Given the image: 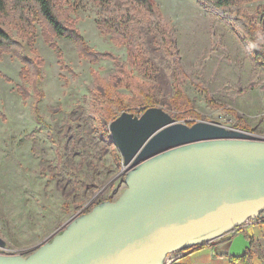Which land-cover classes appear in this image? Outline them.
<instances>
[{
    "label": "rangeland",
    "instance_id": "rangeland-1",
    "mask_svg": "<svg viewBox=\"0 0 264 264\" xmlns=\"http://www.w3.org/2000/svg\"><path fill=\"white\" fill-rule=\"evenodd\" d=\"M156 1L170 29L169 39L146 8H128L129 26L148 56L146 71L129 62L126 45L99 27L100 19L115 17L108 5L59 0V6L62 13L69 9L91 46L111 51L125 65L129 83L117 89L130 103L124 111L136 115L145 111L138 87L145 83L155 98L152 106L177 118L172 99L180 85L200 116L178 120L217 121L264 140V61L253 54L255 47L264 49V0H240L261 31L260 45L200 0ZM35 18L32 44L12 30L23 56L42 61L39 92L31 80L21 78L20 59L11 52L0 59V235L6 241L0 253L23 256L100 202L117 200L127 188L129 169L112 138L110 122L94 105L95 93L101 90L94 73L118 82L119 63L105 58L90 61L65 36L56 35L52 46L44 38V23ZM20 84L31 89L29 98L18 92ZM36 105L43 122L37 120ZM250 220L248 225L264 222V211ZM260 248L253 240L254 253Z\"/></svg>",
    "mask_w": 264,
    "mask_h": 264
},
{
    "label": "water",
    "instance_id": "water-1",
    "mask_svg": "<svg viewBox=\"0 0 264 264\" xmlns=\"http://www.w3.org/2000/svg\"><path fill=\"white\" fill-rule=\"evenodd\" d=\"M109 128L129 167L124 192L28 256L0 253V264H165L171 252L228 234L232 256L252 248L242 228L264 211V140L217 121L190 124L161 106L123 111Z\"/></svg>",
    "mask_w": 264,
    "mask_h": 264
},
{
    "label": "trees",
    "instance_id": "trees-1",
    "mask_svg": "<svg viewBox=\"0 0 264 264\" xmlns=\"http://www.w3.org/2000/svg\"><path fill=\"white\" fill-rule=\"evenodd\" d=\"M100 3L108 5L114 12L113 19L102 18L98 21L99 27L121 44L127 46L128 60L131 64L145 71L150 68L145 50L141 47L140 41L135 36L129 26L128 13L129 6H141L146 8L154 17L158 18V23L166 38L169 39L170 29L162 18V12L156 0H97ZM120 1L121 3H118ZM209 9L217 11L227 22L244 35L252 39L253 43L261 44V31L250 16L246 15L240 0H200ZM35 16L44 23V38L52 46H55L54 37L56 35L65 36L74 41L80 55L88 58L90 61H97L101 58L114 59L119 63L118 76L119 81L105 80L98 72L94 77L101 90L96 91L94 96V105L96 111L100 112L107 121H112L118 115L119 111H124L130 105L126 99L118 92V87L128 84V75L125 65L119 61V58L111 51H100L91 46L76 26L69 15V9L64 13L59 6V0H0V59L4 53L11 52L20 59L24 66L20 72L22 79H28L33 82L35 92H39L38 83L42 79L41 65L39 59H27L21 52V43L15 38L12 29L28 37V42L33 43V31ZM264 20V14H263ZM243 30V31H242ZM253 54L255 58L264 61L263 47H255ZM180 72L185 75L184 70ZM11 81L9 77H5ZM142 92L141 103L145 105L144 110L151 107L155 102L151 87L145 83L138 85ZM18 92L27 99L31 96V89L20 84L17 86ZM42 96L43 94L40 93ZM172 105L177 111L176 117L183 119L188 115L199 117L200 114L194 108V102L188 94L178 85L172 99ZM35 114L39 122H43V117L39 107L35 106ZM143 112V110H142ZM194 122H190L193 124ZM253 254V249H249L242 256H232V259L241 260L248 264V258Z\"/></svg>",
    "mask_w": 264,
    "mask_h": 264
},
{
    "label": "crops",
    "instance_id": "crops-1",
    "mask_svg": "<svg viewBox=\"0 0 264 264\" xmlns=\"http://www.w3.org/2000/svg\"><path fill=\"white\" fill-rule=\"evenodd\" d=\"M245 226L244 230L252 243L254 240L259 246L262 245L259 253L253 251L248 258V264H264V222H253ZM230 236L231 234L225 235L199 246L200 248L187 251L172 264H244L241 260L232 259V255L228 253L227 241Z\"/></svg>",
    "mask_w": 264,
    "mask_h": 264
},
{
    "label": "built area",
    "instance_id": "built-area-1",
    "mask_svg": "<svg viewBox=\"0 0 264 264\" xmlns=\"http://www.w3.org/2000/svg\"><path fill=\"white\" fill-rule=\"evenodd\" d=\"M255 219V218H254ZM253 220H248L247 223H251ZM246 223V224H247ZM238 230V229H236ZM238 231H235L237 233ZM188 251V250H187ZM185 253H178V250L175 252H171L167 255L165 264H172L174 263L179 257L183 256Z\"/></svg>",
    "mask_w": 264,
    "mask_h": 264
},
{
    "label": "bare ground",
    "instance_id": "bare-ground-1",
    "mask_svg": "<svg viewBox=\"0 0 264 264\" xmlns=\"http://www.w3.org/2000/svg\"><path fill=\"white\" fill-rule=\"evenodd\" d=\"M251 219V218H250ZM248 219V220H250ZM200 248V247H199ZM182 250H178V253H187V250H183L184 252H181Z\"/></svg>",
    "mask_w": 264,
    "mask_h": 264
},
{
    "label": "flooded vegetation",
    "instance_id": "flooded-vegetation-1",
    "mask_svg": "<svg viewBox=\"0 0 264 264\" xmlns=\"http://www.w3.org/2000/svg\"><path fill=\"white\" fill-rule=\"evenodd\" d=\"M247 224H249V223H247ZM247 224H245V225H247ZM245 225L243 227H245ZM242 230H243V228H242ZM181 252H184V251L182 250Z\"/></svg>",
    "mask_w": 264,
    "mask_h": 264
}]
</instances>
